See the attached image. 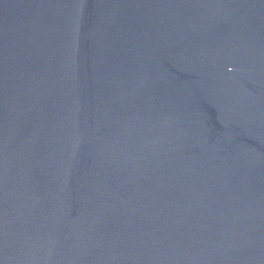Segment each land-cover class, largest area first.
<instances>
[{"label":"water","instance_id":"95a60500","mask_svg":"<svg viewBox=\"0 0 264 264\" xmlns=\"http://www.w3.org/2000/svg\"><path fill=\"white\" fill-rule=\"evenodd\" d=\"M0 264H264V0H0Z\"/></svg>","mask_w":264,"mask_h":264}]
</instances>
